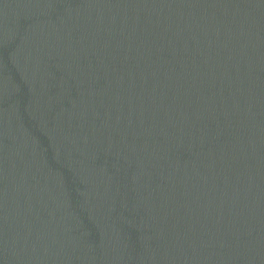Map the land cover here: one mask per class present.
<instances>
[{
	"label": "water",
	"instance_id": "water-1",
	"mask_svg": "<svg viewBox=\"0 0 264 264\" xmlns=\"http://www.w3.org/2000/svg\"><path fill=\"white\" fill-rule=\"evenodd\" d=\"M0 264H264V0H0Z\"/></svg>",
	"mask_w": 264,
	"mask_h": 264
}]
</instances>
